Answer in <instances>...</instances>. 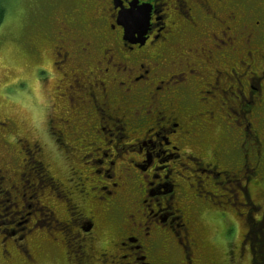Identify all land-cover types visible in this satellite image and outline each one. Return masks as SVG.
Here are the masks:
<instances>
[{"label": "flooded vegetation", "instance_id": "af4514ba", "mask_svg": "<svg viewBox=\"0 0 264 264\" xmlns=\"http://www.w3.org/2000/svg\"><path fill=\"white\" fill-rule=\"evenodd\" d=\"M91 2L98 13L94 33L86 35L72 18L61 21L51 36V65L45 77L52 75V66L66 79L54 96L66 100V106H59L63 113H72V119L58 116L57 120L48 114L46 130L57 129L53 125L57 121L65 132H75L76 122L81 125L79 130L88 137V151L81 156L87 173L78 176L82 187L65 185L48 172L41 159L42 147L21 137L17 141L23 157L18 161L11 138L5 139L6 127L0 128L3 254L21 251L30 258L29 244L39 236V229L57 227L66 231L62 236L70 235L63 243L73 250H63L65 257L73 259L74 254L78 264H210L196 240L194 219L185 216L187 191L182 183L191 175L176 166H191L180 161V146L198 136L193 132L192 108L198 100L195 82L200 83L205 73L210 88L221 91V77L226 78L221 62L230 57L237 61L240 72L232 70L243 79L235 76L233 81L244 106L260 99L264 66L255 70L253 54L264 59V12L237 0H146L144 7L157 24L151 31L157 35L141 43L122 35L119 25L111 27L119 7L113 0ZM240 48L252 62L237 58ZM250 124H244V133L250 132ZM61 134L58 128L52 140L57 151L59 147L66 152L68 145ZM255 140L260 144L258 137ZM221 147L212 149V160L197 171L211 179L237 180L240 193L230 189L226 201L237 204L240 194L249 204L247 188L240 186L237 171L229 175L220 167L227 155ZM192 154L185 159L196 160ZM256 154V165H260V147ZM246 171L249 178L245 177L244 183L257 172ZM196 177L200 182L198 174ZM74 194H79L82 202H77ZM91 202L98 203L99 213L81 205ZM59 208L63 217L57 215ZM100 227L108 228L110 235L107 240L103 235L98 249ZM172 243L179 244L180 255L173 253Z\"/></svg>", "mask_w": 264, "mask_h": 264}, {"label": "rangeland", "instance_id": "374dc122", "mask_svg": "<svg viewBox=\"0 0 264 264\" xmlns=\"http://www.w3.org/2000/svg\"><path fill=\"white\" fill-rule=\"evenodd\" d=\"M1 1L4 5V13L0 22V122H3L0 128L6 127L3 129L5 139L11 138L10 142L12 141L11 143L15 145L14 152L19 157L18 161H21L20 158L23 157V154L19 152V141H17L21 137L42 147L41 159L46 163L48 172L52 176L54 175L60 182L70 187L74 185L82 187L78 176L87 173L82 164L85 158L81 159V156L88 151V137L79 130L82 127L78 122H76L75 132L71 130L65 132L62 125L58 126L60 121L54 122L53 125L63 131L61 137L68 145L66 152L59 147V151L55 149L56 143L52 138L57 129H49V132L46 130V117L51 114L55 120L58 116L72 119V113L71 111H67V114L63 113L59 106H66V100L54 96L56 90H60L67 83L66 79L59 76V71L52 66L49 68L52 75L45 77L49 75L47 67L51 65L49 52H52L50 49L54 44L52 40L54 38L51 36H54V32L56 33L57 28L60 27L59 23L66 17L72 18L79 27L86 30L84 31L86 35H90V32L94 33L93 27L97 25V7L91 0ZM237 1L244 6L264 12V3H261V0ZM72 27L76 28L73 24ZM172 50L176 51L175 48ZM236 52L239 60L245 58L241 48ZM253 56H256L253 58L255 70H261L264 59H260L257 53ZM244 60L252 62L246 58ZM236 63L237 61L232 57L221 62V69H224L226 73V78L224 75L221 77L223 80L220 85L221 91H213L210 88L208 84L210 80L205 73L200 76V83L195 82L198 100L192 108L196 124L193 132L198 136L196 141L191 139L190 144L180 146L183 152L180 161L189 163L191 167L185 169L176 166L182 173L191 175V178L185 179L182 183L187 191L185 216L191 215L194 219L192 227L197 233L196 240L198 245L203 247L201 250L210 264H251L253 253L250 251L248 240L254 233L264 230V219H262L264 213V78L261 81L260 99L258 97L253 104L244 106L241 92L235 89L236 84L233 81L235 76L243 79L232 70L234 68L238 73L240 72ZM242 88L243 94H246V85ZM207 90L211 93H206ZM246 108H250L249 112L242 113ZM247 121L251 123L250 132L244 133L242 128ZM69 122L71 123L70 120ZM256 137L260 144L255 140ZM217 145L222 146L223 153L227 150L225 160L222 159L220 167L226 168L229 175L232 171H237L238 178H241L240 186L247 188L249 204L243 202L244 199H241L240 194H237L240 197L236 200L237 204L232 206L230 201H226V198L231 195L230 189L240 193L236 190L238 189L237 180L232 181L222 177L223 180H221L217 176L211 179V176L207 177L205 173L197 171L206 162L212 160L209 157L210 152ZM257 147H260L262 153L260 165H256ZM4 150L3 148L2 151ZM188 154L196 156L197 159L194 161L185 159ZM9 166L11 163L8 164ZM246 169H256L257 172L247 183H244L246 181L244 178H249ZM197 174L200 182L196 177ZM82 181L84 183V180ZM189 181L190 185H188ZM84 186L86 187V184ZM73 197L77 202H82L79 194H74ZM240 201L243 204H238ZM251 204L255 208H251ZM81 205L87 210L93 208L96 214L100 212L96 202L81 203ZM57 215L63 217L65 215L63 209L59 208ZM254 220L260 221L254 225ZM107 230L105 227L97 229V235L101 239L96 243L98 249L101 247L99 244L103 242V235L104 240H107L110 235ZM38 232H40L39 236L29 244L30 258H26L21 251L18 254L13 250L11 255L0 256V264H78L74 261V254L73 257L71 254L73 259H69L63 253V250H68L70 253L73 250L63 243L64 238H70L67 234L62 236L66 231L57 227H43ZM1 236L2 233L0 238ZM1 246L4 245L0 242V249ZM171 247H173V253L181 254L178 243H172Z\"/></svg>", "mask_w": 264, "mask_h": 264}, {"label": "snow or ice", "instance_id": "6c2138e0", "mask_svg": "<svg viewBox=\"0 0 264 264\" xmlns=\"http://www.w3.org/2000/svg\"><path fill=\"white\" fill-rule=\"evenodd\" d=\"M146 0H113L116 8L117 19L112 21L111 27L116 28L119 25V31L122 35H126L129 40L151 39L157 35L152 32V28L156 27V18L151 15L150 10L144 7ZM264 3V0H261ZM4 249H0V256L3 255Z\"/></svg>", "mask_w": 264, "mask_h": 264}, {"label": "trees", "instance_id": "16d2710c", "mask_svg": "<svg viewBox=\"0 0 264 264\" xmlns=\"http://www.w3.org/2000/svg\"><path fill=\"white\" fill-rule=\"evenodd\" d=\"M4 13V5L3 2L0 0V22L2 20ZM251 208H255L253 204H251ZM262 219H264V213L262 214ZM255 222L253 223L256 225L260 220H254ZM251 226H249L250 228ZM249 241V246H250V251L253 253L252 257V262L251 264H264V230L254 233L253 237L250 238ZM255 254V255H254Z\"/></svg>", "mask_w": 264, "mask_h": 264}]
</instances>
